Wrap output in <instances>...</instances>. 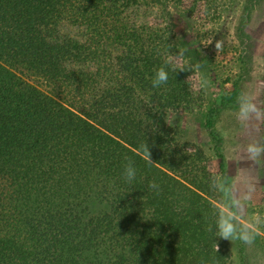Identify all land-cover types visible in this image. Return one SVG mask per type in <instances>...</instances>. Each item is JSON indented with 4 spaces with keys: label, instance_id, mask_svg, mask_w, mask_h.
Instances as JSON below:
<instances>
[{
    "label": "trees",
    "instance_id": "16d2710c",
    "mask_svg": "<svg viewBox=\"0 0 264 264\" xmlns=\"http://www.w3.org/2000/svg\"><path fill=\"white\" fill-rule=\"evenodd\" d=\"M217 1L0 0V264H231L210 159L171 116L199 98L171 7Z\"/></svg>",
    "mask_w": 264,
    "mask_h": 264
},
{
    "label": "rangeland",
    "instance_id": "374dc122",
    "mask_svg": "<svg viewBox=\"0 0 264 264\" xmlns=\"http://www.w3.org/2000/svg\"><path fill=\"white\" fill-rule=\"evenodd\" d=\"M217 4L215 15L206 20L171 7L176 43L192 67L199 96L195 108L172 113V124L181 142L197 145L210 159L212 197L236 229L232 239H224L230 263L264 264V154L251 161L243 152L254 136L264 146V123L253 120L246 135L239 121L241 98L254 81L264 79V0H218ZM17 71L41 90L65 100L42 78ZM224 96L234 97L235 102L222 105ZM260 99L264 108V94ZM209 119L213 120L211 132L206 126ZM217 152L225 163L227 188ZM242 169L251 172L248 181ZM242 233L251 235L252 243L239 239Z\"/></svg>",
    "mask_w": 264,
    "mask_h": 264
},
{
    "label": "clouds",
    "instance_id": "9594fccd",
    "mask_svg": "<svg viewBox=\"0 0 264 264\" xmlns=\"http://www.w3.org/2000/svg\"><path fill=\"white\" fill-rule=\"evenodd\" d=\"M217 48L220 44L217 43ZM168 80V71L164 67H160L156 70L154 79L152 80L153 87H160ZM264 94V79H258L254 81L250 89L243 95L239 103V121L244 126L245 134L248 135L251 132V122L253 120L264 123V108L260 106L261 95ZM143 153V159L149 164L153 163L151 159V153L147 144L141 146ZM248 160L255 161L261 154H264V146L259 143V137L254 136L252 142L247 144L246 149L243 150ZM241 175L246 181L251 177L250 171L241 170ZM123 176L131 182L136 176V168L131 164H126L123 170ZM149 188L158 190V185L155 182L149 184ZM219 235L221 238L230 240L235 234V226L231 222V218L227 216H221L218 221ZM244 243L250 244L253 241V237L249 234H241L239 237Z\"/></svg>",
    "mask_w": 264,
    "mask_h": 264
}]
</instances>
